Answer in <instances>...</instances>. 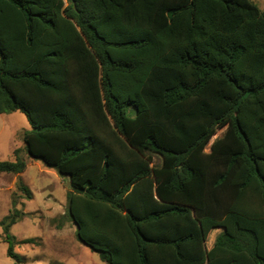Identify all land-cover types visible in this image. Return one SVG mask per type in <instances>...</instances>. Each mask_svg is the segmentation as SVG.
Wrapping results in <instances>:
<instances>
[{
    "label": "trees",
    "instance_id": "1",
    "mask_svg": "<svg viewBox=\"0 0 264 264\" xmlns=\"http://www.w3.org/2000/svg\"><path fill=\"white\" fill-rule=\"evenodd\" d=\"M13 111L30 129L0 171L39 160L68 176L66 215L102 261L264 264L253 0H0V114ZM15 185L0 224L17 264L15 244L37 240L9 232L32 196Z\"/></svg>",
    "mask_w": 264,
    "mask_h": 264
},
{
    "label": "rangeland",
    "instance_id": "2",
    "mask_svg": "<svg viewBox=\"0 0 264 264\" xmlns=\"http://www.w3.org/2000/svg\"><path fill=\"white\" fill-rule=\"evenodd\" d=\"M264 10V0H253ZM30 123L20 111L0 114V161L13 159L16 148H23L22 133ZM218 129L211 141L223 133ZM208 150V146L206 151ZM155 160H158L155 158ZM20 177L32 192L30 198H18L17 208L26 212L9 229L16 240L33 238L37 243H16L15 252L21 255L17 264H107L98 254L80 242L73 221L67 217V194L71 189L68 176L59 175L39 160H28L19 175L0 171V220L11 207L16 179ZM221 228H213L206 241L209 248ZM3 226L0 224V264H15L7 255Z\"/></svg>",
    "mask_w": 264,
    "mask_h": 264
},
{
    "label": "water",
    "instance_id": "3",
    "mask_svg": "<svg viewBox=\"0 0 264 264\" xmlns=\"http://www.w3.org/2000/svg\"><path fill=\"white\" fill-rule=\"evenodd\" d=\"M73 224L75 225V227L78 229L79 228V225L76 221H73Z\"/></svg>",
    "mask_w": 264,
    "mask_h": 264
}]
</instances>
